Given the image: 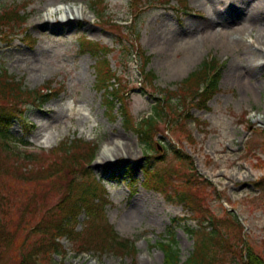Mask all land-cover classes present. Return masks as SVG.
I'll use <instances>...</instances> for the list:
<instances>
[{
  "label": "rangeland",
  "instance_id": "obj_1",
  "mask_svg": "<svg viewBox=\"0 0 264 264\" xmlns=\"http://www.w3.org/2000/svg\"><path fill=\"white\" fill-rule=\"evenodd\" d=\"M96 1L0 0V11L6 6L30 2L22 12L28 16L22 28H17L8 39L0 36L3 66L29 90L44 88L42 93L46 94L50 87L51 94L56 93L28 105L24 109L25 123L16 119L11 132L15 138L26 141L23 149L44 152L39 161L22 162L24 169L30 168L38 176L50 171L52 147L71 139L98 143L100 148L94 159L77 164L66 178L44 181L49 205L63 210V198L73 181L101 180L108 195L109 222L120 236L135 242L136 250L119 255L93 250L89 245L81 247L63 237L59 242L60 254L49 253L46 263L40 259L35 263L167 264L159 242L171 241V233L181 259L186 260L196 239L185 228H198L201 217L178 199L170 201L164 192L145 185V169L172 167L185 173L186 164L175 156V146L181 147V153L191 158L197 168L194 178L199 177L200 185L194 188L203 212L209 211L218 219L228 217L226 212L235 209L244 228L243 241L264 256V0H184L191 9L188 12L181 0H160L149 6L141 3L147 0H100L92 7ZM60 6L67 8L53 11ZM72 9H83L78 22L72 19L71 27L61 24L68 13L73 16ZM95 9L102 11L103 16L96 17ZM136 16L137 32L131 36L139 33L138 44L151 55L149 68L157 75L156 87L176 89V83L208 57L222 64L220 91L208 102V108L189 105L191 117L183 119L181 131L168 130L161 124L156 136L159 148L149 153L135 132L125 126L118 110L109 113L104 94L96 86L98 57L81 48L84 37L109 49L113 47L109 60L127 87L131 118L140 119L151 112L156 101L151 89L142 90L138 60L121 54L119 40L126 35L124 27L112 25ZM115 141L132 148L128 159L116 157ZM106 158L111 160L101 165ZM22 167H17L18 171ZM129 172L135 178V191L129 185ZM174 183L171 180L172 191L181 187ZM6 184L9 191L15 192L11 183ZM140 198L152 208V217L125 219V213ZM13 213L16 227L19 214L14 210ZM87 218L80 215L76 231L86 228ZM22 229L25 230L23 226ZM22 233L20 229L12 246L0 251V264L23 262L29 246H19ZM230 255L216 264H241V247L236 257L232 259ZM245 256L246 252L243 260Z\"/></svg>",
  "mask_w": 264,
  "mask_h": 264
},
{
  "label": "trees",
  "instance_id": "obj_2",
  "mask_svg": "<svg viewBox=\"0 0 264 264\" xmlns=\"http://www.w3.org/2000/svg\"><path fill=\"white\" fill-rule=\"evenodd\" d=\"M157 1L160 0H148L149 3ZM164 1L169 3L171 0ZM181 1L188 9L186 2ZM26 20L27 15L23 14L20 8L4 9L0 12V36L8 39L9 35H14L17 28H22ZM112 25L125 27L128 32L119 42L123 47V53L129 58L134 55L139 62L138 71L142 90L148 92L151 89V96L156 102L150 114L135 121L131 118L128 90L120 81L118 72L111 66L108 58L111 51L108 47L84 37L81 39V48L83 52H90L98 57L95 65L96 86L100 91L103 90L109 113L112 114L117 109L123 116L125 126L135 132L146 153H149L159 148L156 136L160 133L161 124H165L168 130L181 131L183 119L191 117L189 105L208 108V102L220 91L222 64L216 58H208L198 69L180 81L176 89L158 88L155 86L157 75L149 68L151 56L138 44L139 34L136 33L137 38L136 35L131 36L137 32L134 29L136 23L130 26H121L118 23ZM129 38H133V41ZM12 39L13 37L8 41ZM155 92H160L162 95L155 96ZM43 97H51V94H44L38 89L29 90L22 80H17L9 74L0 60V251L3 252L12 246L20 229L24 233L19 235V244H21L19 246L24 249L29 246V253L24 257L23 262H19L20 264H36L39 259L42 263H46L47 254H60L59 242L63 237L69 238L81 247L89 245L93 250L112 251L119 255L135 251V243L129 238L121 237L108 221L105 212L106 188L100 181L97 182L96 179L93 182L84 179V181H73L68 185L67 196L62 197L64 209L49 205L50 197L46 194L47 183L44 181L66 178L72 169L94 159L99 149L98 144L71 139L51 149L52 166L48 175L38 176L30 168L22 167V162L39 161L40 154L44 152L23 149L27 146L26 141L15 138L11 128L16 119L25 123L24 109ZM187 137L193 140L191 134H187ZM173 152L177 159L186 164L185 173L172 167L145 169V185L164 192L170 201L178 199L190 207L191 211L196 212L201 219H199V229L191 226L185 228L196 239L194 250L186 260L181 259L173 233H171L173 235L171 241L165 239L159 242V246L165 252L167 264H216L229 254L232 259L236 257L240 247L241 264H264V256L252 244L243 241L244 228L238 220L235 209L226 212L228 217L218 219L209 211L203 212L201 202L195 194L194 187L200 184L199 177L194 178L197 175L194 161L181 153L183 152L181 147L175 146ZM88 164L90 163L86 165ZM17 167L22 168L18 171ZM40 171L44 173L46 169ZM130 179L135 181L133 172H130ZM181 179L183 182L177 183V180ZM171 180L181 187H174L172 191ZM7 182L15 187V192L6 188ZM13 210L19 214V223L16 227H14ZM82 214L88 217V224L83 231H76L78 219ZM245 252L246 259L243 260Z\"/></svg>",
  "mask_w": 264,
  "mask_h": 264
},
{
  "label": "bare ground",
  "instance_id": "obj_3",
  "mask_svg": "<svg viewBox=\"0 0 264 264\" xmlns=\"http://www.w3.org/2000/svg\"><path fill=\"white\" fill-rule=\"evenodd\" d=\"M66 8L67 7H64V9H66ZM58 9L59 8L56 7L55 9H53V11L57 12ZM80 10H83V9H80ZM80 10L76 11V10L72 9L73 16L68 13L66 17H62V19L65 21L61 22V24H65V26L67 25V26L71 27L73 24L72 23L73 20H75V22L77 23L79 20V17H80V13H81ZM240 13H241V15H244L243 10H241ZM231 14H233V13H231ZM240 36H241L240 37L241 40L244 41V36L242 35V32L240 33ZM244 71L246 73H248L246 68ZM114 145L117 146L116 157H119V158L122 157L124 159L129 158V154H131V151H132L131 147H129L128 145L120 144L119 141H115ZM106 155H108V154H106ZM108 160H111V159L106 158L103 161H101L100 164L106 165V161H108ZM110 168H112V167H110ZM152 213H153V211H152V208L149 206V204H147V202L144 199L140 198V199L134 201L131 208L128 210V212L125 213L124 218L128 219V220L143 219L145 217V215L152 217ZM89 264H93V263H89Z\"/></svg>",
  "mask_w": 264,
  "mask_h": 264
}]
</instances>
